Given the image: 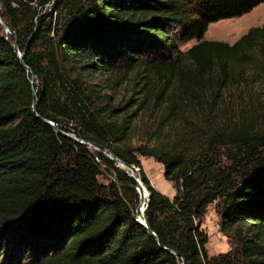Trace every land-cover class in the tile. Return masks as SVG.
<instances>
[{
  "label": "trees",
  "instance_id": "16d2710c",
  "mask_svg": "<svg viewBox=\"0 0 264 264\" xmlns=\"http://www.w3.org/2000/svg\"><path fill=\"white\" fill-rule=\"evenodd\" d=\"M262 2L0 0V264H264V23L202 39ZM38 116L161 164L171 197L139 174L156 238L133 179ZM212 202L230 247L207 255Z\"/></svg>",
  "mask_w": 264,
  "mask_h": 264
},
{
  "label": "rangeland",
  "instance_id": "374dc122",
  "mask_svg": "<svg viewBox=\"0 0 264 264\" xmlns=\"http://www.w3.org/2000/svg\"><path fill=\"white\" fill-rule=\"evenodd\" d=\"M264 23V2L259 3L253 7L249 12L232 18L220 19L215 22H211L207 25L202 39L206 40H221L227 43H232L241 34L253 26H259ZM196 42L195 38L179 42L178 48L185 50L190 45ZM139 141V130L134 131V135L130 139L132 144ZM139 174L144 173L149 183L157 189L159 192L171 197L174 193V186L171 181L164 179L162 175V166L160 163L153 160L151 157L138 156ZM122 169L126 170L125 167ZM102 175L98 177L100 181H105L108 178V174L102 171ZM142 184V183H141ZM145 188V187H144ZM147 191V190H146ZM201 229L206 233L207 241L205 243V249L207 255H215L217 253H223L230 247V240L226 235L219 231L218 216L215 211V202L207 205L201 222Z\"/></svg>",
  "mask_w": 264,
  "mask_h": 264
},
{
  "label": "water",
  "instance_id": "95a60500",
  "mask_svg": "<svg viewBox=\"0 0 264 264\" xmlns=\"http://www.w3.org/2000/svg\"><path fill=\"white\" fill-rule=\"evenodd\" d=\"M0 29L3 31V32H6V33H9L11 34L13 37H14V33L8 28V26L1 20L0 18ZM12 46L16 52V55L17 57L19 58L20 60V63L23 65V67L26 69L27 72H29L30 74V79H29V82H30V85L33 86V84L35 83V74L33 71H31L22 61H21V55L22 53L18 52L17 51V48H16V40L15 38H13V42H12ZM35 104V96H34V93H32V101H31V106L33 107V105ZM36 115V114H35ZM37 116V115H36ZM38 118L42 121V122H45L47 123L48 125H50L52 127V129L54 130L55 133L59 134V135H63V136H66L68 137L70 140L76 142V143H81L82 145L86 146V147H93L95 150L99 151L104 157H106L107 159H109L114 166L122 169L123 167L126 168V170H124L134 181L135 183V191L137 193V204L134 208V220L140 224L144 229L145 231L153 236L154 238H156L155 234L153 233V231L148 227V224L146 222V219H145V216H144V212H145V209L147 207V200H148V193L146 191V189L144 188V186L141 184V181H140V178H139V171H137L135 169V165L134 164H129V163H125L123 161H121L120 159H118L117 157L113 156L111 153L107 152L102 146H99L95 143H92V142H89V141H82L76 137H74L72 134H68L66 132H63L59 129H57L49 120H46L44 118H41L38 116ZM141 188L142 190L144 191V195H143V192H141ZM137 209H140V216L139 218H137V216L139 215L138 214V211ZM160 246V245H159ZM161 247V246H160ZM168 250V249H167ZM169 251V250H168ZM172 252V251H171ZM173 253V252H172ZM180 260V264H184V261H183V258L180 257L179 258Z\"/></svg>",
  "mask_w": 264,
  "mask_h": 264
},
{
  "label": "bare ground",
  "instance_id": "6f19581e",
  "mask_svg": "<svg viewBox=\"0 0 264 264\" xmlns=\"http://www.w3.org/2000/svg\"><path fill=\"white\" fill-rule=\"evenodd\" d=\"M135 169L137 170V171H139V169L135 166ZM141 192H143V195H144V191L142 190V188H141ZM146 195V194H145ZM145 195H144V197H145ZM137 211H138V216H137V218H139V216H140V209H137Z\"/></svg>",
  "mask_w": 264,
  "mask_h": 264
}]
</instances>
